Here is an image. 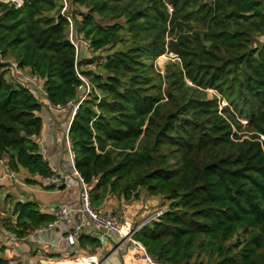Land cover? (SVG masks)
I'll use <instances>...</instances> for the list:
<instances>
[{"label": "trees", "instance_id": "trees-1", "mask_svg": "<svg viewBox=\"0 0 264 264\" xmlns=\"http://www.w3.org/2000/svg\"><path fill=\"white\" fill-rule=\"evenodd\" d=\"M66 1L0 0V161L31 184L56 173L37 141L44 102L23 84L28 70L51 104L77 105L69 138L95 209L142 190L167 204L134 235L152 258L264 264V0ZM71 31L90 46L77 51ZM165 53L175 56L162 71ZM13 63L23 82L7 75ZM10 212L2 233L16 239L55 220L31 199ZM102 245L93 230L79 237L94 254Z\"/></svg>", "mask_w": 264, "mask_h": 264}, {"label": "crops", "instance_id": "crops-1", "mask_svg": "<svg viewBox=\"0 0 264 264\" xmlns=\"http://www.w3.org/2000/svg\"><path fill=\"white\" fill-rule=\"evenodd\" d=\"M43 102V108L39 112L43 118V130L41 135L37 138V141L40 145L41 152L56 171L54 175L61 176L63 181L60 184H56L58 186L53 189L46 188L45 185H50V183L45 182L40 176L34 177L39 179L43 184L27 183L26 178L30 176L27 170L21 168L19 171H11L6 160L3 159L0 161V184H9L16 180L19 185L25 187L26 191H30L28 199L38 201L43 210L54 214V210L58 207H69L72 209V212L70 222H60L56 228L48 230L50 236L53 237L55 241L50 238L45 239V237L42 236L44 233L42 231L36 233L32 232L26 238L21 239L33 242L40 241L39 248L37 249H34V247L27 243H20V250L22 251L19 253L17 248L11 244L13 242L17 243L15 241H18V238L15 239L13 235L11 238H7L6 241L4 240L3 243L0 244V248L3 247V250L0 249V252L6 253L11 257L15 255L17 259H20L19 257L22 253L23 263L37 260L35 259L36 256L39 261H44L49 258L50 253H60V257L58 258L92 253L89 249L80 248L79 245H70L65 237L66 233L79 221L78 210L81 208V194L83 188L81 180L73 174V167L66 154V138L67 135L69 136V129L74 111L72 113L68 110L64 111L60 109L59 106L51 104L46 98ZM63 108H67V106H64ZM128 203L129 202L126 204ZM140 206H138V203H133L126 205L125 208L126 211L132 210L137 215L143 212L144 206L146 207L145 203ZM1 217L2 214H0V223ZM84 229L85 232L91 231L89 227H85ZM3 235L5 236L4 232ZM127 243H129V245L126 246ZM120 244L122 245L117 249ZM111 245L109 247V252L104 253L103 247L97 251L99 255L103 253V258L107 257L106 264H151L146 258L143 250L129 241L125 243L121 241L119 244H113V248ZM40 246L43 247L42 251H39Z\"/></svg>", "mask_w": 264, "mask_h": 264}, {"label": "built area", "instance_id": "built-area-1", "mask_svg": "<svg viewBox=\"0 0 264 264\" xmlns=\"http://www.w3.org/2000/svg\"><path fill=\"white\" fill-rule=\"evenodd\" d=\"M7 2H13L17 7H20L24 4L25 0H5ZM70 19V17H69ZM71 40L75 44L77 51L80 49V44L84 43L87 46H90L89 40H85L83 38H75L73 31L70 33ZM78 71V70H77ZM79 76L87 82V92L90 91V84L89 82L83 77L80 72L78 71ZM59 107L62 109L63 106ZM77 107V105H76ZM75 112V111H74ZM67 142V148L69 151V159L70 162L74 168L75 175L81 180L83 188H82V194H81V208L78 210V218L79 221L76 223V225L73 226L65 235L66 240L70 245H79V237L81 233L85 231V227H89L93 231H99L102 233V238L104 242L107 241L106 236H109L110 234L114 233L118 235L120 239L125 241H132L134 244H136L143 252L145 253L146 258L151 262V264H161L157 262L154 258H152L146 251L145 246L138 240L134 238L135 233L140 230L145 224L148 222L157 219L161 217L167 210L166 207H161L155 211H153L149 216H147L142 222L138 223V225L133 226V223L130 219H121L119 214L111 212H104L97 210L93 207L90 193H89V186L84 182V179L82 178L81 174L75 167V157L76 153L74 152L72 148V142L67 135L66 138ZM45 182H48L50 184H60L63 179L61 176L53 175L51 177H47L44 179ZM72 209L69 207H58L54 210L55 220L48 223L45 227H40L34 230V232H42L45 229H52L56 228L57 225L60 222H70ZM15 238V237H14ZM105 238V239H104ZM16 239V238H15ZM121 245V244H120ZM119 245V246H120ZM117 247V249L119 248ZM66 259H61L58 261V264H103L102 262L103 257H99L98 254H83V255H77L73 257H64ZM55 261L52 262H46L44 264H53Z\"/></svg>", "mask_w": 264, "mask_h": 264}, {"label": "rangeland", "instance_id": "rangeland-1", "mask_svg": "<svg viewBox=\"0 0 264 264\" xmlns=\"http://www.w3.org/2000/svg\"><path fill=\"white\" fill-rule=\"evenodd\" d=\"M66 1V0H65ZM67 2V1H66ZM67 6H65V8L63 9V11L66 9ZM81 50L82 52L84 51H88V49L83 46V44L81 45ZM93 51V50H91ZM109 52H112L111 50H103V51H97L95 53V55H106L107 53ZM175 54L174 53H165L164 55H161L158 59H157V65L159 68L162 69V71H164V65L165 63L174 58ZM13 66V67H12ZM14 63L10 66V70L8 72L7 75H9V77L11 78H15L16 80H21V77L19 79V76L17 75H20L18 74V72L21 73V70H17L16 71V67H14ZM94 67V65H92ZM24 72V75L23 78L26 79L25 82H23V84L27 85L28 87H30L32 90H35L37 92V94L39 95L40 99L44 100L45 99V96H46V92H45V89L43 87V84L38 81L36 79V77L32 76L29 71H23ZM210 94H213V93H216V90L214 89H210L209 90ZM80 94L81 96L83 97L85 95V92L82 91V89H80ZM83 99V98H82ZM223 104H227L225 100L222 101V105ZM74 105V104H73ZM73 105H69L67 106V108H62V110L66 111H70L71 113L75 110V106ZM61 109V108H60ZM242 122L246 125V122L247 120L245 119H242ZM246 133V132H245ZM264 138V136H262ZM67 151H68V148H67ZM66 151V154L68 155L69 157V154L68 152ZM69 162H70V159H69ZM71 164V162H70ZM72 165V164H71ZM73 167V166H72ZM75 173L74 171V168H73V174ZM75 175V174H74ZM81 183V182H80ZM29 194H30V191H26L25 190V187L22 186V185H19L16 180L12 183H3L1 186H0V214L2 215H5L6 217H9L11 216V207L13 206V203L18 200V199H28L29 197ZM117 197H112L110 196V200L107 202V207H105L103 209V211H109V212H113V213H116V214H119L120 218L121 219H130L133 223V226H136L138 225V223L142 222L147 216H149V214H151L153 211L161 208V207H166V205H164L163 203V200L160 199L158 196H150L149 194H147V192L145 190H142V194L139 198H136V199H133L131 202H129L128 204H122L121 200H119ZM133 203H138V206L142 205L145 203L146 207L144 206L143 207V212L145 213H139V214H135L132 210H129V211H126V208L125 206L126 205H129V204H133ZM135 207V206H134ZM141 207V206H140ZM7 209H9V212H6ZM143 215V216H142ZM137 216V217H136ZM0 229L2 232L3 231V227H2V224L0 223ZM49 229H45L42 234V236L45 237V239L47 238H50L52 239L53 241H55V239L53 237L50 236V233L48 232ZM95 233L97 235H99L101 238H102V233L99 232V231H95ZM5 234V233H4ZM11 233L9 232L8 234H5V236L3 235V233H0V244L3 243V241L7 240V238H11L12 234L10 235ZM114 233L110 234L109 236H106V239L107 241L104 242V240L102 239L103 241V251L104 253L105 252H109V247L111 245V247L113 248L115 244H119L121 241H123L122 239H120L118 237V235H113ZM115 237V238H114ZM105 239V238H104ZM17 243H11L14 247L17 248V251L20 253L22 250H20V246L22 243H27L29 245H31L32 247H34V249H37L39 248V243L40 241L38 242H33V241H28V240H21V239H18V241H15ZM119 242V243H118ZM127 242V241H125ZM123 241V243H125ZM131 242L132 244H134L132 241H129ZM21 243V244H20ZM114 244V245H113ZM18 245V246H17ZM122 245V244H121ZM120 245V246H121ZM129 245V243L126 244V246ZM136 245V244H134ZM119 246V247H120ZM137 246V245H136ZM111 248V249H112ZM1 250H3V247L0 248ZM43 250V247L40 246V249L39 251H42ZM93 254V253H91ZM98 254V253H97ZM145 254V253H144ZM99 255V254H98ZM103 255V253L101 255H99V257L101 258ZM0 257H8V254L6 253H2L0 252ZM14 259L16 258L15 255L12 256ZM20 260L23 262V256H22V253L20 255ZM106 258V257H105ZM17 259V258H16ZM35 259L38 260V257L36 256ZM61 259H66V258H53V259H49L47 258L46 260L44 261H48V262H52V261H55L57 260L56 262H54L53 264H58L57 262L60 261ZM106 260L107 259H103L102 262H104L103 264H106Z\"/></svg>", "mask_w": 264, "mask_h": 264}]
</instances>
